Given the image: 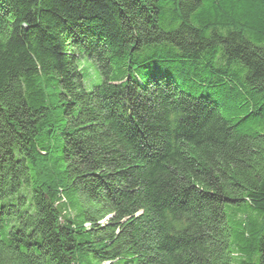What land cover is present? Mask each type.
Masks as SVG:
<instances>
[{"label": "trees", "instance_id": "16d2710c", "mask_svg": "<svg viewBox=\"0 0 264 264\" xmlns=\"http://www.w3.org/2000/svg\"><path fill=\"white\" fill-rule=\"evenodd\" d=\"M0 264H264V0H0Z\"/></svg>", "mask_w": 264, "mask_h": 264}]
</instances>
